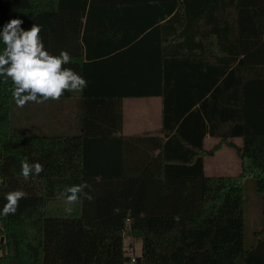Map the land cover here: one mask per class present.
Listing matches in <instances>:
<instances>
[{"label": "trees", "instance_id": "obj_1", "mask_svg": "<svg viewBox=\"0 0 264 264\" xmlns=\"http://www.w3.org/2000/svg\"><path fill=\"white\" fill-rule=\"evenodd\" d=\"M13 18L41 25L88 85L60 98L78 99L80 133L5 135L14 85L0 77V210L8 191L27 194L0 216V264H264V206L245 235L248 179L264 203V0H0V31ZM150 94L162 135L124 136L123 98ZM224 144L241 171L206 174ZM25 157L43 165L27 180ZM82 181L94 199L67 204Z\"/></svg>", "mask_w": 264, "mask_h": 264}, {"label": "clouds", "instance_id": "obj_2", "mask_svg": "<svg viewBox=\"0 0 264 264\" xmlns=\"http://www.w3.org/2000/svg\"><path fill=\"white\" fill-rule=\"evenodd\" d=\"M22 24V19L13 18L0 31V41L5 46L0 51V77L11 79L14 85L12 96L16 105L23 108L30 102L59 100L66 91L82 92L88 81L72 68L64 67L71 62L70 54L66 50H61L59 55L51 54L45 49L40 36L42 26L33 23L25 30L21 27ZM42 171V164L29 163L27 157L24 158L21 174L25 180ZM85 189H91L86 181L66 187L65 202L75 205L81 196L89 201L93 200L90 191ZM26 195L22 189L8 191L0 216L14 215L19 208V201ZM67 211L71 213L73 209L69 207Z\"/></svg>", "mask_w": 264, "mask_h": 264}, {"label": "rangeland", "instance_id": "obj_3", "mask_svg": "<svg viewBox=\"0 0 264 264\" xmlns=\"http://www.w3.org/2000/svg\"><path fill=\"white\" fill-rule=\"evenodd\" d=\"M60 100H48L43 103H33L30 102L26 104L23 108H20L16 105L14 102L13 107L11 109L10 103H9V111L7 115V121L1 124V133L8 135L10 133V127L16 128V131L22 134H33V133H41V134H58L61 132H68V133H79L78 127L76 130H74L75 125L74 122L71 123V119H75V115L77 116L78 112V105L77 100L72 99L69 102H67V107L69 109L66 110L65 118L67 119V122H69L68 126H66L64 123L59 125V122L55 120L54 118L58 117V114L53 112V110L62 109L60 107ZM49 108V110H48ZM33 109L37 110L34 111ZM13 117H12V113ZM46 111V112H45ZM38 112V113H37ZM36 114L34 117L39 119L36 122L33 118L30 119L29 114ZM71 115V119L67 118ZM47 119H46V118ZM46 119V120H45ZM47 121V123L44 122L43 127H39L41 125V122ZM76 121V120H75ZM77 124V123H76ZM62 127H66L65 130L62 129ZM70 127H73L71 129ZM221 152V151H219ZM232 164V162H231ZM224 168V167H222ZM220 167H216L214 170L211 168L206 169L207 174H235L239 173L240 171L237 169H222ZM246 197H247V204H246V216H245V235H246V243L249 244L252 239V234L255 230H258L261 228L263 223V200L261 193L257 191L255 181L253 178H250L247 180L246 184ZM125 238V246L126 251L131 256H136L140 254L141 252V239L124 234ZM5 236L0 234V254L2 252V246L3 242H5Z\"/></svg>", "mask_w": 264, "mask_h": 264}, {"label": "crops", "instance_id": "obj_4", "mask_svg": "<svg viewBox=\"0 0 264 264\" xmlns=\"http://www.w3.org/2000/svg\"><path fill=\"white\" fill-rule=\"evenodd\" d=\"M159 51H160L159 49L155 50V53L160 54ZM149 81L151 83L153 82L152 79H149ZM154 83L155 81L153 82V84ZM151 88H153L152 84H151ZM72 99L77 100V105H78L77 116L75 115V119H71L70 118L71 115H69V117L67 116V118L71 119V123L74 122L75 125L74 130H76V128L78 127L80 133L81 129L78 120L80 104L77 98L73 97V98L59 99L61 102L59 105L60 107H62V109L60 108L57 110L55 109L53 110V112L55 113V117H56V113L58 114V117L54 119L59 122V125L63 124L62 122L64 123L67 122V119L64 117L66 114V110L69 109V107L66 108L67 102H69ZM33 110L37 111L35 109ZM36 114L30 113L28 118L30 119L33 118L36 122H38L37 120L39 119L34 117ZM123 118L124 120H123L122 133L124 136H139V135H149V134L162 135L161 130L163 127V97L157 94L124 97ZM45 120L41 122V125H39L38 123L37 125L39 127H43ZM47 121L45 123H47ZM68 124L69 122H67L65 125L68 126ZM70 128L73 129V127ZM62 129L65 130L66 127H62ZM33 134H38V133H33ZM58 134H75V133L61 132ZM232 140L235 141L238 145H241L242 143L241 138H233ZM218 142H219V137L217 136H212L210 134H207L204 138V146L206 149H210L213 145L217 144ZM241 163L242 160L237 148L230 147L224 144L218 149V151L214 156H207L205 158V172L207 168H211L214 170L216 167H220V168L224 167L222 169H231V170L235 168L241 171ZM214 175H219V174H214Z\"/></svg>", "mask_w": 264, "mask_h": 264}]
</instances>
